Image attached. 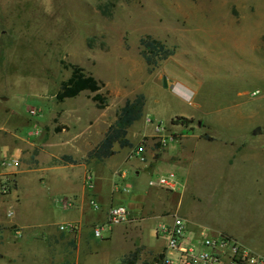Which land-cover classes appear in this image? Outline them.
<instances>
[{
    "label": "rangeland",
    "instance_id": "1",
    "mask_svg": "<svg viewBox=\"0 0 264 264\" xmlns=\"http://www.w3.org/2000/svg\"><path fill=\"white\" fill-rule=\"evenodd\" d=\"M263 5L264 0H0V127L15 136L6 141L21 149L18 156H44L41 144L51 139L57 144L70 140L58 153L83 156L98 147L125 103L143 94V117L128 129L132 145L116 143L113 156H129L143 144L149 167L185 180V188L175 192L151 188L148 182L157 174L136 176L131 164L123 166L128 173L121 187L129 192L120 194L124 200L118 204L130 208L135 195L148 197L144 211L131 216L139 235L125 224L86 225L82 264H121L134 243L140 250L135 264H150L165 246L155 234L157 224L175 215L191 230H228L264 255V132L255 134L256 123H264V34L254 21ZM147 36L174 55L149 66L141 45ZM72 65L102 84L104 109L90 92L56 99ZM200 105L215 120L213 129L198 117ZM180 117L190 123H179ZM197 138L210 143L198 148ZM252 150H257L253 158ZM231 153H247L248 160L239 164L244 159L239 158L218 188L221 162ZM186 156H197L190 173ZM21 164L18 160L16 170ZM41 175L39 170L23 175L21 203L6 206L5 212L12 209L8 220L30 229L22 243L43 248L44 230L54 232L75 219L76 208L64 209L63 199L76 196L80 203L83 193L77 177L58 186ZM118 181L114 176V187ZM100 205L106 209L108 202ZM95 227L102 229V238H95ZM33 231L36 238L30 236ZM14 263L12 257L0 258V264Z\"/></svg>",
    "mask_w": 264,
    "mask_h": 264
},
{
    "label": "crops",
    "instance_id": "2",
    "mask_svg": "<svg viewBox=\"0 0 264 264\" xmlns=\"http://www.w3.org/2000/svg\"><path fill=\"white\" fill-rule=\"evenodd\" d=\"M259 11H257V15L254 17L255 24L259 30H262L264 34V5L259 6ZM264 36V35H263ZM198 117L204 118L207 121L212 129L215 124V120H212L208 117V108L207 106L200 105L198 111ZM185 117V116H183ZM187 118V117H186ZM195 117H190L189 119H193ZM242 123H239L238 126H241ZM201 125L199 124V127ZM255 126H258L262 129V133L264 132V123L261 121L257 122ZM3 127H0V137L5 136L6 138L0 141V157L4 159H16L21 160L22 164L20 170H16L15 167H10L9 169L2 168L0 170V258L12 257L15 260L14 264H82V258L80 254L81 244L86 241L85 234L83 232V228L86 225L93 226L98 223L101 224L108 220V211L111 206L122 205L118 204L119 201L124 200L122 193H128L129 191H125V187H121L124 181L127 178V171L123 168L126 164H131V172L139 176L141 173L150 172L151 174H157V178L163 175H166L170 172H166L164 170L159 169V167H154L153 169L149 167L148 156L147 162L143 163L138 158V161L131 162L134 158L131 156H112L106 159L97 160L90 159L88 156V152H85L83 156H76L75 154H62L58 153L57 150L60 147H63L64 144L70 142L68 139H64L65 141L60 140V144H57L56 141L47 140L42 143L43 147V155L44 156H18L22 154L21 149L13 147L12 143L6 141L13 140L15 136L8 134ZM39 132V130H38ZM261 133V134H262ZM5 134V135H4ZM33 134V133H32ZM7 135V136H6ZM240 136H243L241 134ZM239 137V136H237ZM18 138V137H17ZM210 141H213V137L209 138ZM75 144V142H73ZM195 143L198 148L203 143V140L196 139ZM60 145V146H58ZM62 145V146H61ZM139 146H144L143 144ZM243 146V145H242ZM36 147H38L36 145ZM75 150L78 151L76 145L74 146ZM145 148V146H144ZM116 151V149H115ZM252 158L253 156H257V150H252ZM48 156H45V154ZM193 153V151H192ZM256 153V154H255ZM13 154L14 156H8ZM16 155V156H15ZM66 156L75 161V163L64 162L61 159ZM226 158H223L222 168L220 169V179L221 182L217 184L218 186H224V183L227 182V174L232 173L236 170L238 166V159L240 163L248 160L247 153L236 155L229 154L225 155ZM189 169L192 163L197 159V156H186ZM250 159V157H249ZM185 164V165H186ZM164 169V168H163ZM39 170L41 171L44 178L41 180H45L48 178L50 180H54L55 184L58 186L66 185L71 183L72 177H77L80 180L83 198H81L80 203L78 202V197L74 196L73 199L75 201L76 211L74 212L75 219L69 222H77L80 224V230L76 234H67L63 233L60 230L55 229L54 232L45 233L46 230L42 232V236L45 239V243L42 244L43 248L37 246H29L26 243H22L20 240L24 239L25 230H30L28 227L17 221L16 219L8 220L14 217V211L10 209L8 212H5V207L13 204H20L21 199L19 196V185L20 179L26 173L33 172ZM87 173H91L93 175V187L88 188L86 186V175ZM118 176L119 181L116 186H113V177ZM183 180V187L185 188V180L182 175H179ZM8 183L10 184L9 190L7 192H3V186ZM216 187V188H217ZM219 188V187H218ZM180 189V190H181ZM118 194V195H117ZM134 203H132L130 208L126 207L129 211L130 221L125 225L128 226L126 229L131 231L132 233L139 232L135 230L133 227V222H136V219L131 218L132 213H142L144 211V206L146 205L145 200L148 197L144 196L142 193L137 194L133 197ZM95 201L98 203L100 208L97 210L91 205V201ZM103 202H108V206L106 209H103ZM148 202V201H147ZM11 208V207H10ZM73 208V209H74ZM189 227H190V223ZM123 225V224H122ZM133 225V226H132ZM108 228L114 226H107ZM96 228V227H95ZM191 228V227H190ZM21 231L22 236L20 238L17 237L16 231ZM193 231H199L202 229H192ZM228 233V235L233 236L228 230H218L215 233ZM30 236L36 238L35 231L30 232ZM95 236V234H94ZM95 238H97L95 236ZM38 239V238H37ZM137 244L134 243L132 247L125 252L120 258L121 264H125L123 262L126 255L130 252H133L137 247ZM11 252H14L13 254ZM9 254V256H7Z\"/></svg>",
    "mask_w": 264,
    "mask_h": 264
},
{
    "label": "built area",
    "instance_id": "3",
    "mask_svg": "<svg viewBox=\"0 0 264 264\" xmlns=\"http://www.w3.org/2000/svg\"><path fill=\"white\" fill-rule=\"evenodd\" d=\"M31 115L36 116L37 111L31 110ZM158 132L161 128L158 126ZM147 153L144 146L136 147L130 154L131 158H138L141 162H147ZM18 165L16 159H4L0 157V170L9 169ZM93 175L87 173L86 186L93 187ZM151 188H165L175 192L183 187L182 178L175 172H170L158 178H151L148 182ZM10 184L3 186V192L9 190ZM129 191V187L125 188ZM95 209L100 206L95 201L90 202ZM64 209L75 207V201L71 198L63 199ZM130 221L129 211L122 205L111 206L108 211L107 226H119ZM80 224L69 222L59 226L63 233L76 234L80 230ZM18 238L22 236L17 230ZM94 234L97 238H102V229L95 228ZM155 234L165 241V246L150 264H264V255H258L249 247L243 245L236 238L226 233H213L202 229L193 231L183 217L171 216L160 221Z\"/></svg>",
    "mask_w": 264,
    "mask_h": 264
},
{
    "label": "trees",
    "instance_id": "4",
    "mask_svg": "<svg viewBox=\"0 0 264 264\" xmlns=\"http://www.w3.org/2000/svg\"><path fill=\"white\" fill-rule=\"evenodd\" d=\"M143 47L142 56L146 63L151 67H157L160 62L168 60L174 55V51L168 48L163 42L154 39L151 36L144 37L141 40ZM102 84L92 75H88L85 70L78 66L72 65V73L68 80L62 82L56 99L63 102L66 99L76 98L83 92L95 94L93 101L100 109L107 106V99L101 94ZM145 107V96L140 94L133 100H128L120 111L117 121L109 128L104 139L97 148L90 151L88 156L90 159L102 160L112 157L115 154L114 146L116 143L124 148L131 146V142L127 138L128 129L143 117ZM183 125L189 124L190 120L180 117L177 119ZM57 132L61 128L56 129ZM64 162L75 163L74 160L64 156ZM139 249H135L125 256L123 262L125 264H135L139 259Z\"/></svg>",
    "mask_w": 264,
    "mask_h": 264
},
{
    "label": "water",
    "instance_id": "5",
    "mask_svg": "<svg viewBox=\"0 0 264 264\" xmlns=\"http://www.w3.org/2000/svg\"><path fill=\"white\" fill-rule=\"evenodd\" d=\"M163 80H164V85L167 86V78H166V76H164ZM261 132H262V129L259 128L258 130L255 131V134H261Z\"/></svg>",
    "mask_w": 264,
    "mask_h": 264
}]
</instances>
